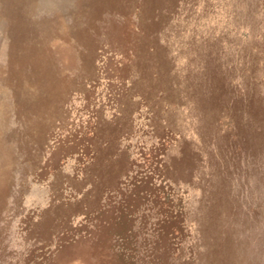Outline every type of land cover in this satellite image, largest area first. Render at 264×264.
I'll return each mask as SVG.
<instances>
[{
  "label": "rangeland",
  "instance_id": "obj_1",
  "mask_svg": "<svg viewBox=\"0 0 264 264\" xmlns=\"http://www.w3.org/2000/svg\"><path fill=\"white\" fill-rule=\"evenodd\" d=\"M0 264H264V0H0Z\"/></svg>",
  "mask_w": 264,
  "mask_h": 264
}]
</instances>
